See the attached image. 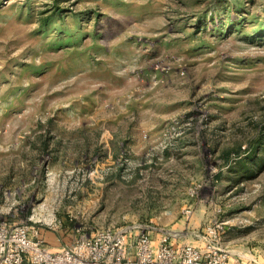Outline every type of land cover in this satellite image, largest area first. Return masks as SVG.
<instances>
[{"label":"rangeland","instance_id":"1","mask_svg":"<svg viewBox=\"0 0 264 264\" xmlns=\"http://www.w3.org/2000/svg\"><path fill=\"white\" fill-rule=\"evenodd\" d=\"M32 215L264 264V0H0V222Z\"/></svg>","mask_w":264,"mask_h":264},{"label":"built area","instance_id":"2","mask_svg":"<svg viewBox=\"0 0 264 264\" xmlns=\"http://www.w3.org/2000/svg\"><path fill=\"white\" fill-rule=\"evenodd\" d=\"M54 222L53 218L37 219L35 215L22 225L0 222V264H122L133 247L143 263L156 258V262L162 264H199L201 259L191 247L185 250L186 255L180 261H177V253L171 254L168 245L163 244L155 251L151 232L141 226L103 228L51 251L46 246L41 227L51 228ZM214 255L216 258L210 264H229L227 256L216 252ZM235 264L246 263L237 261Z\"/></svg>","mask_w":264,"mask_h":264},{"label":"crops","instance_id":"3","mask_svg":"<svg viewBox=\"0 0 264 264\" xmlns=\"http://www.w3.org/2000/svg\"><path fill=\"white\" fill-rule=\"evenodd\" d=\"M43 237L46 242V246L51 250H59L60 248H55V232H48V231H43Z\"/></svg>","mask_w":264,"mask_h":264}]
</instances>
